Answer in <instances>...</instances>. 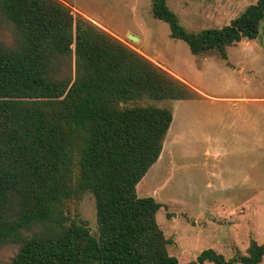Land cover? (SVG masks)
<instances>
[{
	"label": "trees",
	"instance_id": "1",
	"mask_svg": "<svg viewBox=\"0 0 264 264\" xmlns=\"http://www.w3.org/2000/svg\"><path fill=\"white\" fill-rule=\"evenodd\" d=\"M69 1V0H68ZM155 19L194 56L258 37L264 0L220 29L189 32L165 0ZM0 246L7 264H264V241L244 254L214 249L194 260L171 254L157 221L163 207L138 187L159 160L173 111L159 101L202 95L60 0H0ZM94 198L96 231L78 221Z\"/></svg>",
	"mask_w": 264,
	"mask_h": 264
},
{
	"label": "rangeland",
	"instance_id": "2",
	"mask_svg": "<svg viewBox=\"0 0 264 264\" xmlns=\"http://www.w3.org/2000/svg\"><path fill=\"white\" fill-rule=\"evenodd\" d=\"M60 1L202 95L156 103L173 111V121L159 160L137 191L163 205L158 224L177 241L170 253L195 258L199 253L190 246L201 239L204 249L230 258L244 254L250 239L263 241L264 20L256 39L228 47L223 60L213 52L194 56L185 42L171 38L168 24L153 17L150 0ZM165 1L180 25L196 33L229 25L257 0ZM13 40L12 27L3 24L0 41L11 46ZM78 221L94 234L96 209L89 193L80 202ZM16 251L0 246V264Z\"/></svg>",
	"mask_w": 264,
	"mask_h": 264
},
{
	"label": "crops",
	"instance_id": "3",
	"mask_svg": "<svg viewBox=\"0 0 264 264\" xmlns=\"http://www.w3.org/2000/svg\"><path fill=\"white\" fill-rule=\"evenodd\" d=\"M90 20H92L93 22H95V23H97L95 20H93V19H91V18H89ZM98 24V23H97ZM98 25H100V24H98ZM110 32V31H109ZM110 33H112V32H110ZM113 35H115L116 37H118L116 34H114V33H112ZM119 38V37H118ZM158 65H160V64H158ZM161 66V65H160ZM167 71H169L170 73H172L170 70H168L167 69ZM173 74V73H172ZM173 75H175V74H173ZM176 76V75H175ZM176 77H178V76H176ZM179 78V77H178ZM181 79V78H180ZM181 80H183V79H181ZM184 82H186L185 80H183ZM187 83V82H186ZM174 116V115H173ZM208 153H209V151H208ZM173 240V243H175V244H177L176 242V240H174V239H172ZM255 240H257V239H255ZM258 241V240H257ZM264 241V240H263ZM263 241H258V242H263ZM196 244H193L192 246H190V248H191V252L193 253V252H195V251H197V253H200L201 251H203V250H205V249H209V248H205L204 249V247H202L203 246V241L200 239V240H196V242H195ZM200 247H201V249H200ZM210 249H212V248H210ZM175 255V254H174ZM194 255V254H193ZM176 256V255H175ZM198 256V254L196 255H194V257L196 258ZM176 257H178L180 260H183V261H188V260H191V259H195V258H192L191 256L190 257H188V258H184V257H182V256H176ZM205 263H208V262H205ZM204 263V264H205Z\"/></svg>",
	"mask_w": 264,
	"mask_h": 264
},
{
	"label": "water",
	"instance_id": "4",
	"mask_svg": "<svg viewBox=\"0 0 264 264\" xmlns=\"http://www.w3.org/2000/svg\"><path fill=\"white\" fill-rule=\"evenodd\" d=\"M129 39H131L132 41H136V42H138L139 41V39L137 38V37H135V36H133V35H128L127 36Z\"/></svg>",
	"mask_w": 264,
	"mask_h": 264
}]
</instances>
